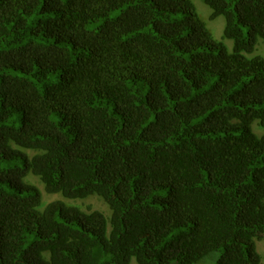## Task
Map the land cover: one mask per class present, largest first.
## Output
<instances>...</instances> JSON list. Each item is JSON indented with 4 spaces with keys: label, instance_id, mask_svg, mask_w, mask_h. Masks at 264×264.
Returning <instances> with one entry per match:
<instances>
[{
    "label": "trees",
    "instance_id": "obj_1",
    "mask_svg": "<svg viewBox=\"0 0 264 264\" xmlns=\"http://www.w3.org/2000/svg\"><path fill=\"white\" fill-rule=\"evenodd\" d=\"M203 2L233 52L192 0H0V264H262L264 0Z\"/></svg>",
    "mask_w": 264,
    "mask_h": 264
},
{
    "label": "rangeland",
    "instance_id": "obj_2",
    "mask_svg": "<svg viewBox=\"0 0 264 264\" xmlns=\"http://www.w3.org/2000/svg\"><path fill=\"white\" fill-rule=\"evenodd\" d=\"M192 3L194 4L199 17L206 24L214 39L218 42H224L229 52H233V42L224 37V30L226 26L225 18L223 16L212 18V10L203 2V0H192ZM245 32L247 33V29L245 30ZM246 56L249 58L257 56L264 58L263 40L259 39L255 51L252 54H246ZM253 130L259 136H262L264 134V130L260 127L258 122H255L253 124ZM28 181L37 186L42 193L43 204L41 210H44L45 207L51 203L62 202L67 207L77 208L84 212L99 211L108 219V221L112 216V211L108 204L97 195L90 196L86 199H67L61 194H47L45 192L43 184L35 177L28 178ZM256 246L257 252L261 256V263L264 264V238L262 240L256 241ZM215 260L216 259H207L205 262L200 264H215ZM130 264L138 263L136 260H132Z\"/></svg>",
    "mask_w": 264,
    "mask_h": 264
}]
</instances>
